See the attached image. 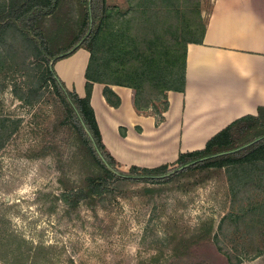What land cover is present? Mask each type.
I'll use <instances>...</instances> for the list:
<instances>
[{"label":"rangeland","instance_id":"obj_1","mask_svg":"<svg viewBox=\"0 0 264 264\" xmlns=\"http://www.w3.org/2000/svg\"><path fill=\"white\" fill-rule=\"evenodd\" d=\"M7 1L0 0V9ZM213 1L93 0V23L91 0H59L51 14L28 26L16 20L0 35L1 241L14 232L53 245V264H264V169L184 167L157 183L117 180L69 215L56 199L62 190H86L87 178L99 171L48 80L41 54H64L93 31V66L107 80H123L113 74L110 34L125 31L134 41L145 35L155 39L152 55L167 71L161 84L175 86L181 69L176 58L187 40L198 39ZM238 9L231 10L233 26L226 27L231 36L243 30L235 21ZM252 9L243 4L251 14H241L249 29L260 21ZM79 50L54 62L62 81L63 73L80 70ZM153 88L141 94V112L164 107L162 89ZM38 192L49 196L36 200Z\"/></svg>","mask_w":264,"mask_h":264},{"label":"crops","instance_id":"obj_2","mask_svg":"<svg viewBox=\"0 0 264 264\" xmlns=\"http://www.w3.org/2000/svg\"><path fill=\"white\" fill-rule=\"evenodd\" d=\"M243 4L252 6L258 27L255 22L254 28L245 26L241 14H251L243 11ZM234 7H239L235 21L243 30L231 36L226 27L233 26L229 16ZM209 9L202 42L186 45L184 92L165 91L168 107L158 125L151 113L135 111L131 88L109 85L119 98L114 107L103 96L104 85L92 84L90 105L101 141L123 169L171 164L179 153L203 149L229 123L255 116L258 107H264V0H214ZM79 49L80 70L60 77L69 90L84 97L90 54Z\"/></svg>","mask_w":264,"mask_h":264},{"label":"trees","instance_id":"obj_3","mask_svg":"<svg viewBox=\"0 0 264 264\" xmlns=\"http://www.w3.org/2000/svg\"><path fill=\"white\" fill-rule=\"evenodd\" d=\"M59 0H8L0 9V35L7 33L15 26V21L21 19L23 26H28L39 17L51 14L58 6ZM89 13L91 21L94 23L92 2ZM95 1V0H94ZM199 13V12H198ZM197 13V14H198ZM199 16V15H198ZM91 21H88L87 26ZM92 31V30H91ZM93 32V31H92ZM92 32L84 34L79 43L64 54L50 56L47 51L41 54V58L48 69V80L57 92L58 96L66 106L80 141L85 145L93 161L98 166L99 174L87 178V189L70 188L62 190L56 198L60 205L68 210H74L79 203L88 201L91 197L100 196L111 182L117 180H130L135 182L157 183L159 179L170 174L172 170L180 168L214 167L225 168L228 171L236 172L258 171L264 169V107H258L257 115H245L235 119L226 127L212 136L203 149L192 152L179 153L175 162L161 165L155 168H140L131 166L123 169L121 165L109 154L101 141L99 129L95 120L93 109L90 105V92L93 83L103 84V96L106 102L114 107L119 105V98L110 89L109 85H119L131 88L134 91L133 107L136 112L143 110L139 98L147 90V86L154 89H162L160 95L164 98V107L151 113L155 117L158 125L163 121V112L168 107L165 91L172 90L184 92L185 89V67H186V45L188 43H201L205 32L204 21L200 25V34L197 40H187L180 56V72H176L177 81L175 86L165 87L161 84L167 71L155 60L151 42L155 39H148L142 35L137 40H133L125 31L110 34V45L108 55L117 62L113 69V74H121L124 79L107 80L102 69L93 66L96 51L89 42ZM105 33V32H103ZM29 37H31L28 34ZM36 40V38H33ZM43 44V42H42ZM39 50L41 44L36 42ZM79 48L86 49L89 54V63L86 68L85 77L87 79L84 97L78 96L74 90H69L64 82L58 77L53 69L56 60L69 56ZM41 51V50H40ZM168 55V53H167ZM168 62V61H167ZM166 62V63H167ZM109 63V62H108ZM161 84V86H160ZM155 95V93H154ZM158 95V94H156ZM153 105H147L145 108ZM0 139L2 136L0 134ZM36 200L47 199L49 195L38 192ZM21 241V242H20ZM51 250L53 245H45L43 242L21 239L14 232L7 233L3 240H0V260L8 264H53ZM6 256H2V255ZM8 257V258H7ZM47 258V260H45Z\"/></svg>","mask_w":264,"mask_h":264}]
</instances>
